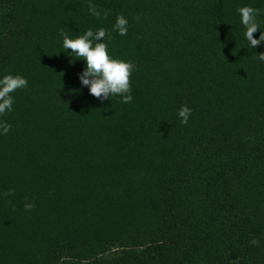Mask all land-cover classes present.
Instances as JSON below:
<instances>
[{"label": "trees", "instance_id": "1", "mask_svg": "<svg viewBox=\"0 0 264 264\" xmlns=\"http://www.w3.org/2000/svg\"><path fill=\"white\" fill-rule=\"evenodd\" d=\"M243 6L259 39L264 0H0V79L28 81L0 115V264H264V43ZM100 28L135 65L131 103L93 97L63 48L60 29Z\"/></svg>", "mask_w": 264, "mask_h": 264}, {"label": "clouds", "instance_id": "2", "mask_svg": "<svg viewBox=\"0 0 264 264\" xmlns=\"http://www.w3.org/2000/svg\"><path fill=\"white\" fill-rule=\"evenodd\" d=\"M88 11L91 15L100 18L101 13L96 5L89 3ZM241 16V23L246 29L245 37L250 46L254 49L257 45L264 43V32H261L259 39L254 38V33L260 29L256 19L260 10L251 6H243L238 9ZM108 15V10H104V17ZM127 19L123 14H119L113 26L119 35H127ZM60 35L63 37V48L70 49L75 59H82L86 62L84 71L80 74L79 79L83 86L89 88L90 94L100 100L108 99L113 96L122 97L121 103H131V76L135 65L121 59H115L108 53V45L105 42L108 33L104 28L96 31L88 29L76 38H70L64 29H60ZM102 41V42H101ZM260 61H264V53L257 54ZM28 85L26 78L20 75H5L0 79V115L11 111L13 98L11 93L17 89L25 88ZM191 109L187 106H181L178 115L181 123L187 124ZM0 129L3 134H7L11 125L7 122H0ZM14 190L5 193L6 196L14 195ZM25 210L30 211L35 207L32 203L25 204ZM253 245L258 243L257 240L251 241Z\"/></svg>", "mask_w": 264, "mask_h": 264}]
</instances>
